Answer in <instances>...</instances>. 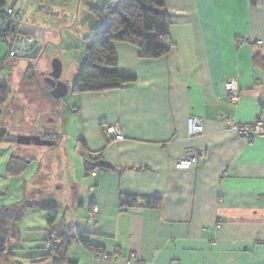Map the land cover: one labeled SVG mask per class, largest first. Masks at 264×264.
<instances>
[{"label": "crops", "instance_id": "obj_1", "mask_svg": "<svg viewBox=\"0 0 264 264\" xmlns=\"http://www.w3.org/2000/svg\"><path fill=\"white\" fill-rule=\"evenodd\" d=\"M95 1L105 0H87V7ZM165 10L171 24L164 54L142 57L132 44H114L117 69L132 82L83 92L67 84L68 103L49 121L58 140L42 152L32 181L20 183L29 150L0 144V210L35 194L43 154H59L35 200L46 197L56 220L18 233L12 252L22 264H55L37 259L52 235L74 236L67 257L76 264H264V136L248 140L231 127L264 116V0H165ZM230 78L233 103L224 89ZM191 116L203 129L188 137ZM58 120L59 132L52 128ZM107 125L123 138L108 140ZM62 142L70 148L60 153ZM185 149L198 160L178 169ZM88 153L98 154L93 175L81 161ZM14 157L25 162L16 174L7 168ZM96 251L110 257L94 261Z\"/></svg>", "mask_w": 264, "mask_h": 264}, {"label": "rangeland", "instance_id": "obj_2", "mask_svg": "<svg viewBox=\"0 0 264 264\" xmlns=\"http://www.w3.org/2000/svg\"><path fill=\"white\" fill-rule=\"evenodd\" d=\"M7 3L21 12V20L27 30L40 29L44 31V35L41 37L40 51L32 59L7 57L9 41L0 40V61L8 59L0 71V80H4L9 88L7 100L2 105L0 113V125L4 130L3 138H5L0 144L9 143L10 140L15 143V138L19 134H37L42 138L57 141L58 136L48 132L49 121L54 119L60 105L66 107L72 92L70 90L59 99L53 98L45 77L51 70L52 60L58 59L61 63V80L70 88L73 86L78 71L84 63V41L95 25V20L88 11L87 0H8ZM88 4L93 7L102 6V3L98 1ZM25 28L20 22L17 31L25 32ZM52 128L58 132L61 131V121L58 120L52 124ZM18 146L20 149L29 150L23 153L29 156L30 161L23 172L24 179L20 178V183L23 180L29 183L40 167L39 157L50 147L34 144ZM69 148V144L62 142L59 151L60 153L65 149L68 151ZM45 156L44 154L42 156L43 169L36 179L40 188L35 194L33 193L34 195L30 194V199H39L36 196L48 187L53 170L56 171L59 167V154L58 157L52 156L48 160ZM12 190L13 188L11 192ZM19 196L22 201V190ZM45 200L41 202L47 207L51 206L46 197ZM17 203L18 201H14L8 205ZM45 216V211L42 209H27L15 223V229L19 234L28 236L29 233L26 230L40 229L39 225L43 228L41 224L47 225Z\"/></svg>", "mask_w": 264, "mask_h": 264}, {"label": "trees", "instance_id": "obj_3", "mask_svg": "<svg viewBox=\"0 0 264 264\" xmlns=\"http://www.w3.org/2000/svg\"><path fill=\"white\" fill-rule=\"evenodd\" d=\"M7 2L8 0H0L2 22L0 40H3L8 33L17 31V26L21 22L12 28L6 26L2 30L6 9L12 7ZM88 11L93 16L95 25L84 41L85 58L74 82V91H101L117 88L134 80L133 76L123 75L117 69L118 61L114 50L116 42L134 45L142 57H158L169 48L171 22L165 10V0H105L100 7L88 6ZM7 60L0 61V71ZM8 91L7 84L4 80H0V113L2 105L7 100ZM3 135L4 131L1 134V139ZM52 141L55 144L56 141ZM81 156L85 158L84 173L88 174L98 165L96 163L98 154L88 153ZM24 167L25 162L14 157L9 161L7 168L9 172L16 174L22 172ZM124 203L125 201L122 202L123 205ZM27 209L44 210L49 226L53 225L56 220V209L47 207L41 201H35L30 197H25L21 203L1 209L0 264H22L15 259L12 251L15 248L16 240H18L15 223ZM76 236L82 244L89 245L87 237L80 233H77ZM73 237V235H63L58 242L49 244L47 251L37 257L38 261L44 262L56 258L55 264H76L67 257V250Z\"/></svg>", "mask_w": 264, "mask_h": 264}, {"label": "built area", "instance_id": "obj_4", "mask_svg": "<svg viewBox=\"0 0 264 264\" xmlns=\"http://www.w3.org/2000/svg\"><path fill=\"white\" fill-rule=\"evenodd\" d=\"M22 19L21 12L16 11L13 7H8L4 14L2 30L9 26L12 28L15 24L20 22ZM3 40L9 41L8 47V57H24L27 54L33 52L36 48H41L42 43L41 39L38 37L35 31H15L10 32ZM1 78V75H0ZM224 89L228 95V100L230 103L235 102L238 99L237 86L236 82L230 78L224 83ZM233 130H235L239 136L244 137L248 140L257 136H264V116H258L252 123L238 125L236 123L231 124ZM203 129L202 121L199 117L191 116L188 118V128L187 136L193 137L198 135ZM3 128L0 125V139L3 132ZM105 136L108 140H121L123 135L119 131L116 125H107L103 130ZM85 158L81 156L82 163ZM198 158L196 153L191 149H185L183 156L178 159L175 163V167L178 169H188L192 167ZM90 175H93V171L90 172ZM120 211H125L126 207L121 203L119 206ZM98 213V207L94 206L90 212L89 218L94 221ZM58 242L57 238L52 235L49 239L47 245ZM110 256L104 252L96 251L92 253V259L98 261L99 259L106 260ZM117 257V253L112 255V258ZM133 256H131L132 259Z\"/></svg>", "mask_w": 264, "mask_h": 264}, {"label": "water", "instance_id": "obj_5", "mask_svg": "<svg viewBox=\"0 0 264 264\" xmlns=\"http://www.w3.org/2000/svg\"><path fill=\"white\" fill-rule=\"evenodd\" d=\"M39 38L42 37V31L40 29L36 30ZM40 48H36L33 52L24 56L26 59H32L36 57L39 53ZM46 83L50 86V95L59 99L64 97L68 92V85L61 80V63L58 59H53L51 62V70L45 77ZM15 143L19 145H29L34 144L36 146H52L53 141L49 139L42 138L37 134H19L15 138Z\"/></svg>", "mask_w": 264, "mask_h": 264}]
</instances>
